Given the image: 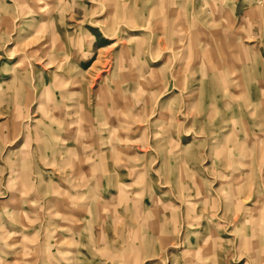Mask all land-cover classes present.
Instances as JSON below:
<instances>
[{"label": "rangeland", "instance_id": "rangeland-1", "mask_svg": "<svg viewBox=\"0 0 264 264\" xmlns=\"http://www.w3.org/2000/svg\"><path fill=\"white\" fill-rule=\"evenodd\" d=\"M0 264H264V0H0Z\"/></svg>", "mask_w": 264, "mask_h": 264}]
</instances>
